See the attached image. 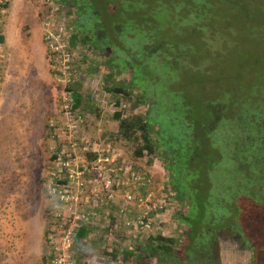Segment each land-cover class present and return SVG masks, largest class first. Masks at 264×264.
Wrapping results in <instances>:
<instances>
[{"label": "trees", "instance_id": "obj_1", "mask_svg": "<svg viewBox=\"0 0 264 264\" xmlns=\"http://www.w3.org/2000/svg\"><path fill=\"white\" fill-rule=\"evenodd\" d=\"M56 1L65 10L71 66L85 74L102 68V90L114 106L125 100L131 111L143 110L113 112L111 137L132 147L133 161L157 164L164 208H172L183 230L176 238L146 230L120 257L110 252V260L217 264V237L225 234L264 251V85L212 80L211 71L234 42L232 24L218 18L217 0ZM78 85L74 81L67 89L73 110L81 102ZM195 85L200 91H193ZM134 164L126 172L133 174ZM87 233L82 225L74 239Z\"/></svg>", "mask_w": 264, "mask_h": 264}, {"label": "rangeland", "instance_id": "obj_2", "mask_svg": "<svg viewBox=\"0 0 264 264\" xmlns=\"http://www.w3.org/2000/svg\"><path fill=\"white\" fill-rule=\"evenodd\" d=\"M217 2L218 18L232 24L234 42L211 71L212 80L230 86L244 78L264 85V0ZM45 21L65 43V10L56 0H0V264H128L110 260V252L120 257L150 231L124 225L137 214L124 197L152 193L159 199L165 187L157 164L133 161L132 147L114 141L111 116L143 110L131 111L125 100L114 106L102 90V68L85 74L72 67L74 55L66 45L68 62L51 53ZM74 81L81 97L76 110L67 92ZM132 163L138 180L126 172ZM172 216L167 207L151 222V232L176 238L183 230ZM82 225L88 233L76 241Z\"/></svg>", "mask_w": 264, "mask_h": 264}, {"label": "built area", "instance_id": "obj_3", "mask_svg": "<svg viewBox=\"0 0 264 264\" xmlns=\"http://www.w3.org/2000/svg\"><path fill=\"white\" fill-rule=\"evenodd\" d=\"M44 26V42L47 48L50 50L51 53L58 55L63 62H68L69 55L64 51L65 43L58 42V35H55L50 30V23L49 21L43 22ZM65 114H67L65 112ZM71 129L75 128L74 125L69 126ZM100 160H98L99 162ZM96 166V169L100 170V166ZM131 175L132 180H138L137 177ZM105 187L110 186V181L108 178L105 179L104 182ZM111 197V196H109ZM124 201L126 204L130 205V207H135L137 209V214L134 216L133 221L125 220L124 225L126 227L134 226L136 223L140 226V228L144 230H153L151 222L157 218V212L160 210H165V206L167 202L165 200V195L161 194L159 199H155L152 193H147L144 197H137L136 200H131L130 195H125ZM124 208H120L119 212L124 215Z\"/></svg>", "mask_w": 264, "mask_h": 264}, {"label": "flooded vegetation", "instance_id": "obj_4", "mask_svg": "<svg viewBox=\"0 0 264 264\" xmlns=\"http://www.w3.org/2000/svg\"><path fill=\"white\" fill-rule=\"evenodd\" d=\"M217 264H260L264 251L251 250V246L238 235L225 234L217 237ZM264 264V261L262 262Z\"/></svg>", "mask_w": 264, "mask_h": 264}, {"label": "crops", "instance_id": "obj_5", "mask_svg": "<svg viewBox=\"0 0 264 264\" xmlns=\"http://www.w3.org/2000/svg\"><path fill=\"white\" fill-rule=\"evenodd\" d=\"M4 41H5V40H4ZM14 95H15V94H14ZM33 99H35V97L32 98L31 100H33ZM12 103L14 104V101H12L10 104H12ZM262 262H263V261H260V262H258V263L262 264Z\"/></svg>", "mask_w": 264, "mask_h": 264}]
</instances>
